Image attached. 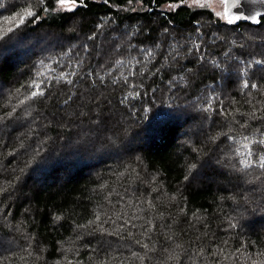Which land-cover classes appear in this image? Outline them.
I'll list each match as a JSON object with an SVG mask.
<instances>
[{
	"label": "trees",
	"instance_id": "1",
	"mask_svg": "<svg viewBox=\"0 0 264 264\" xmlns=\"http://www.w3.org/2000/svg\"><path fill=\"white\" fill-rule=\"evenodd\" d=\"M4 2L0 28L9 26L3 17L13 15V5L16 11L35 5V0ZM167 3L144 0L142 7L133 4L135 11H129L127 0H86L87 7L74 13H40V20H26L18 29L20 42L0 46V264H264V177L255 179L259 170L246 175L229 164L244 151L241 134L259 138L256 129L264 130V90L242 89L235 76L222 79L218 71L201 70L195 55L180 58L172 67L157 55L144 69V88L136 89L147 90V96L119 103L140 80L131 77L124 90L119 76L128 75L127 61L148 60L140 49L161 43L166 55L168 45L175 47L195 35L196 21L203 31L228 38L255 32L258 45L264 26L229 25L212 8L180 6L170 11ZM102 20L110 23L98 30ZM73 24L76 32L70 31ZM94 32L95 39L86 41ZM86 42L92 47L90 55L81 52L85 66L105 76L104 82L98 80L92 91L79 77H70L75 87L53 83L61 69L79 71L75 60L68 66L69 57L63 54L72 48L75 57ZM223 48L213 45L209 51L220 53ZM234 50L245 58L248 52L261 51ZM117 59L125 67L117 66ZM189 69L198 73L192 86L181 83L169 90L170 77L190 76ZM140 70L133 61L131 71ZM37 71L47 77L44 87L52 98L42 105L20 104L32 80L44 79ZM261 77L264 72L256 71L250 80L264 87ZM214 82L224 114L190 104ZM70 90L87 95L65 106ZM81 101L91 111L81 109ZM130 104L135 105L131 111ZM30 106L32 116L26 117ZM13 107L12 117L5 118ZM77 110L85 113L79 119L70 115ZM97 116L100 122L92 123ZM114 135L119 140L108 144ZM193 163L197 168L185 180Z\"/></svg>",
	"mask_w": 264,
	"mask_h": 264
},
{
	"label": "snow or ice",
	"instance_id": "2",
	"mask_svg": "<svg viewBox=\"0 0 264 264\" xmlns=\"http://www.w3.org/2000/svg\"><path fill=\"white\" fill-rule=\"evenodd\" d=\"M155 2V0H153ZM218 4L222 7V11L213 9L214 16L218 20H223L229 25H237L241 21L250 22L251 24L257 26H264V0H217ZM103 3L109 4L110 0H103ZM129 5V11H135V8L131 7L133 4L140 5L141 7L144 4V0H127ZM180 6L186 7H196L200 9H208L212 8V0H168L167 8L172 11L176 10ZM18 7L13 5L12 11L13 15L4 16L3 19L9 22V26L6 28H0V46L8 45L13 41L17 43L20 42L22 38L18 37V29L25 25L26 20L28 22L37 21L41 19L40 13H52V12H75L78 7H87L86 0H35V5L33 6L29 3L26 7H23L22 11H16L15 8ZM0 9H7V4L4 0H0ZM235 9V11H233ZM110 21L102 20L101 23L97 24V29L105 28ZM71 32H76L77 27L73 24L70 29ZM136 31H140V29H136ZM164 32L167 33L168 29H164ZM193 35H189L185 38L184 43L176 42V46L173 47L171 44L168 47L171 51H168L167 54H164L163 45L161 43H154L152 48L140 49V52L143 57H147L148 60L145 61L143 59H137L136 57H132L127 61V67L129 69L128 75H125L124 72H120L119 79L123 85L124 90H127L130 85L131 77H140L139 83H132L131 90L127 91V95H123L119 100L121 105L128 103L131 100H134L138 97H146L147 90L144 92L137 91V88H144L143 78L146 73L144 69L148 68V63L155 58L157 55H161L165 61L168 62L169 67L174 66L179 62L180 58H187L189 56L195 55V62L200 65L201 70H211L213 72L218 71L223 79L225 75L228 78L233 76L236 77L238 81L242 83V89H257L264 90V87L258 85L257 83H252L250 80L251 75H255L256 71L264 72V35H259V44H256L257 33L249 32L247 34H240L239 38L233 37L228 38L225 36H221L215 32L207 33L203 31V26L201 21H196V26L193 29ZM96 33L94 32L92 35L86 37V41H93L95 39ZM173 40L175 38L173 37ZM211 41V44L208 41ZM221 46L224 48L220 53H211L209 49L213 46ZM80 51L75 53V57H72V48L68 49L67 53H64V56H68V66H72L73 59L75 60L74 68L79 71H71L65 72L61 69V73L59 76L53 78V83L59 81H65L68 86L75 87L76 81L70 77H79L82 82L86 83L89 91L95 89L97 85V81L99 80L101 83L104 82L105 76L100 75L96 72L95 69L90 68V66H85V57L81 56V52L86 55H90V49L92 47L89 43H84L79 46ZM131 47V45H129ZM259 47L261 51L259 52H248L247 58L242 56L239 52H236L234 49H246V48H254ZM222 56V59L220 58ZM133 61L135 64L141 66V70L139 72L131 71L133 67ZM54 63H59V60H55ZM43 64V61H41ZM115 64L119 67H125V61L117 59L115 60ZM210 66V68H209ZM47 67V65H45ZM160 68H156V73L161 72ZM103 69V66H101ZM151 71V69H148ZM189 73H192V70L189 69ZM109 74V70H105V75ZM198 73H192V75H180L178 78L175 76L170 77L168 80L169 90L176 89L180 87L181 83H184L187 87L192 86V80ZM37 76L44 77V73L37 71ZM85 78H91L90 82L86 81ZM264 79V77H261ZM47 83V77L40 81L32 80L29 91L24 95V100L20 101V104H24L27 101H31L34 104L42 105L45 101L52 98L51 92L45 90V84ZM113 84L116 83V79H113ZM215 82L210 85H205L204 92L200 93L195 97L194 100L190 101L191 106L196 107L200 106L201 110L204 112H216L219 114L226 113V109L223 108V101L220 100L218 94H216ZM23 87V86H22ZM49 89L51 88V84L48 85ZM19 92V89H17ZM155 92V90H153ZM86 96V93H78L69 91L66 99L63 101L65 106L70 105L71 103L80 100L81 96ZM93 100H96V97H92ZM153 99L155 96L153 95ZM214 104H218L219 108L214 107ZM134 104L129 105V111L134 108ZM81 109H88L91 111L88 103L81 101L80 104ZM96 108H100V104L96 103ZM16 111V108L13 107L11 112L5 114V118L12 117V114ZM141 111H147L146 108H143V100H141ZM264 111V109H262ZM85 113L82 110H77L76 112L70 114L75 115L77 119L83 116ZM24 115L26 117L32 116L31 106L28 109H25ZM33 120L35 117H32ZM253 119H256L254 114L252 115ZM264 118V117H262ZM63 119V117H62ZM234 119V118H233ZM92 123H99V116L95 119H92ZM239 123V122H237ZM241 128L245 127V124L240 125ZM91 131V130H90ZM232 131V124H229V132ZM259 132V138L252 137L251 139L247 135L241 134V138L245 143L243 144L244 151L240 153V149L236 148L235 152L240 153V158L237 160L235 156L229 160V164L232 168L239 172H244L246 175H251V171L249 170H259L258 175H256L255 179H260L264 177V130L256 129ZM89 132H85L84 136L87 137ZM220 135H224L228 140H233L231 135L227 133H221ZM212 139H216L213 137ZM119 140L118 136H111L107 138V143L111 145H115ZM233 143H237V141L233 140ZM104 144H101V147H104ZM39 155V150L36 152ZM225 155H229L226 153ZM219 163V161H218ZM239 165H243V168H239ZM197 168V164L193 163L189 166V175L184 177L185 180L189 179V176L192 175L193 169ZM155 190V189H154ZM3 190L0 189V192ZM27 211V210H26ZM7 218V214H5V219ZM119 215H117V219H119ZM61 219L60 216H56L55 220L59 221ZM96 220H100V216L97 215L95 217ZM103 223V221L101 222ZM128 223V221H125ZM150 223V221H149ZM89 224H95V221H89ZM135 225H133L134 227ZM229 227H235L234 224L229 225ZM137 244H140V240H136ZM144 248H148L147 244L143 245ZM136 255V253H133ZM253 264H256L253 261Z\"/></svg>",
	"mask_w": 264,
	"mask_h": 264
},
{
	"label": "rangeland",
	"instance_id": "3",
	"mask_svg": "<svg viewBox=\"0 0 264 264\" xmlns=\"http://www.w3.org/2000/svg\"><path fill=\"white\" fill-rule=\"evenodd\" d=\"M212 9L222 11V7L218 4L217 0H212Z\"/></svg>",
	"mask_w": 264,
	"mask_h": 264
},
{
	"label": "water",
	"instance_id": "4",
	"mask_svg": "<svg viewBox=\"0 0 264 264\" xmlns=\"http://www.w3.org/2000/svg\"><path fill=\"white\" fill-rule=\"evenodd\" d=\"M233 11H235V9H233ZM240 23H245V24L254 25V24H251L250 22H245V21H241V22H239L238 24H240ZM254 26H257V25H254Z\"/></svg>",
	"mask_w": 264,
	"mask_h": 264
}]
</instances>
